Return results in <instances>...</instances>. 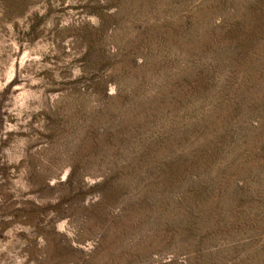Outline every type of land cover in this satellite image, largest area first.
Listing matches in <instances>:
<instances>
[{"label":"rangeland","instance_id":"374dc122","mask_svg":"<svg viewBox=\"0 0 264 264\" xmlns=\"http://www.w3.org/2000/svg\"><path fill=\"white\" fill-rule=\"evenodd\" d=\"M0 264H264V0H0Z\"/></svg>","mask_w":264,"mask_h":264}]
</instances>
